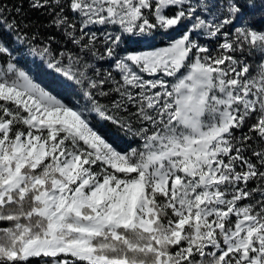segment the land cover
<instances>
[{
    "label": "snow or ice",
    "instance_id": "obj_1",
    "mask_svg": "<svg viewBox=\"0 0 264 264\" xmlns=\"http://www.w3.org/2000/svg\"><path fill=\"white\" fill-rule=\"evenodd\" d=\"M0 264H264V0H0Z\"/></svg>",
    "mask_w": 264,
    "mask_h": 264
},
{
    "label": "rangeland",
    "instance_id": "obj_2",
    "mask_svg": "<svg viewBox=\"0 0 264 264\" xmlns=\"http://www.w3.org/2000/svg\"><path fill=\"white\" fill-rule=\"evenodd\" d=\"M163 40H160L159 38H158V43H160V44H163Z\"/></svg>",
    "mask_w": 264,
    "mask_h": 264
},
{
    "label": "trees",
    "instance_id": "obj_3",
    "mask_svg": "<svg viewBox=\"0 0 264 264\" xmlns=\"http://www.w3.org/2000/svg\"><path fill=\"white\" fill-rule=\"evenodd\" d=\"M25 7H27V5H25Z\"/></svg>",
    "mask_w": 264,
    "mask_h": 264
}]
</instances>
